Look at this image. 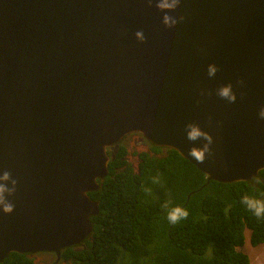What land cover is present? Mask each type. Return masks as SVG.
I'll list each match as a JSON object with an SVG mask.
<instances>
[{
	"label": "water",
	"instance_id": "95a60500",
	"mask_svg": "<svg viewBox=\"0 0 264 264\" xmlns=\"http://www.w3.org/2000/svg\"><path fill=\"white\" fill-rule=\"evenodd\" d=\"M163 15L155 0H0V175L18 182L6 196L14 211L0 208V263L60 259L87 239L100 212L89 194L130 134L176 151L208 182L258 180L264 0H181L173 28ZM228 83L234 103L217 95ZM189 122L213 136L204 163L189 155L203 143L187 140Z\"/></svg>",
	"mask_w": 264,
	"mask_h": 264
},
{
	"label": "trees",
	"instance_id": "16d2710c",
	"mask_svg": "<svg viewBox=\"0 0 264 264\" xmlns=\"http://www.w3.org/2000/svg\"><path fill=\"white\" fill-rule=\"evenodd\" d=\"M156 150V149H155ZM120 148L109 175L89 194L99 204L92 234L63 249L53 264H251L239 251L245 231L253 246L264 244V217L242 203L264 200V170L252 182H208L176 151L162 159L142 156L136 174ZM148 157V158H147ZM179 206L188 217L172 224L168 211ZM33 254L12 253L0 264H37Z\"/></svg>",
	"mask_w": 264,
	"mask_h": 264
},
{
	"label": "clouds",
	"instance_id": "9594fccd",
	"mask_svg": "<svg viewBox=\"0 0 264 264\" xmlns=\"http://www.w3.org/2000/svg\"><path fill=\"white\" fill-rule=\"evenodd\" d=\"M180 2H181V0H155V7L160 12L164 13V15L162 17V23L164 24V26L166 28H173L180 21H182L184 19V17H182V16L177 18V17H173V16L169 15L170 12H174L179 7ZM147 3L149 5V7H151L153 4V0H147ZM135 36H136L137 40L140 41L141 43L145 42L146 38H145L142 31H137L135 33ZM217 71H218V68L215 64H209L208 65L207 73H208L209 77L215 76ZM238 83L242 85L243 81H238ZM204 94L205 93L202 90L201 95H204ZM217 95L220 98L227 100L229 103H234L237 99L236 93L233 91V85L231 83L220 86L217 89ZM258 115H259L260 119L264 120V107L260 108ZM185 133H186V138L188 141H191V142H196L198 140L203 141L202 146H197L195 143H193V146L189 149V155L191 157H193L197 162L204 163L208 157L212 156L211 145L214 142L213 136L208 131L203 130L198 123H194V122H189L185 125ZM143 139H145V138H143ZM167 150H169V149H167ZM258 180L254 181V184L256 182H258ZM9 182L11 183V187L7 186ZM17 183H18L17 180L13 179L11 176V173L8 171H4L3 174L0 175V208H2V211L5 214H11L14 211V205L6 199V196H12L15 193ZM242 203H244L247 206V208L256 217H258V218L264 217V200L252 198L249 196H244ZM188 215L189 214H188V211L186 209L181 208L179 206H176L174 208H171L168 211L167 219L170 223L176 224L180 220L186 219L188 217ZM247 233H249V232H247ZM250 237H251V232H250L249 238H248V236L246 237V231H245V244H244V246L246 245L248 240L250 242ZM250 244H251V242H250ZM262 245H264V244H261L259 246H262ZM244 246L240 247L239 251ZM259 246H253V247H259ZM37 254H39V253H37ZM33 255L35 256L36 254H33ZM56 256H57V254H56ZM60 258H61V256H60ZM57 259H58V256H57L56 260Z\"/></svg>",
	"mask_w": 264,
	"mask_h": 264
},
{
	"label": "flooded vegetation",
	"instance_id": "af4514ba",
	"mask_svg": "<svg viewBox=\"0 0 264 264\" xmlns=\"http://www.w3.org/2000/svg\"><path fill=\"white\" fill-rule=\"evenodd\" d=\"M120 148L125 149V155L123 159L126 163L131 165V167L133 168L136 174L139 173V166L140 163L142 162V156H148L156 160V159H162L168 155L167 149L153 146L148 141L143 139L139 134H131L125 137L119 143V148L117 150L109 149L108 152L112 156V161L116 160ZM41 254H48V253H41ZM56 262L58 263L59 260L57 259Z\"/></svg>",
	"mask_w": 264,
	"mask_h": 264
},
{
	"label": "rangeland",
	"instance_id": "374dc122",
	"mask_svg": "<svg viewBox=\"0 0 264 264\" xmlns=\"http://www.w3.org/2000/svg\"><path fill=\"white\" fill-rule=\"evenodd\" d=\"M249 232V233H247ZM250 231L246 229V237L249 238ZM241 252L247 254L250 257L252 264H264V245L259 247H253L249 240L247 241L246 245L241 248ZM35 262L37 264H53L55 261L54 254H36Z\"/></svg>",
	"mask_w": 264,
	"mask_h": 264
}]
</instances>
